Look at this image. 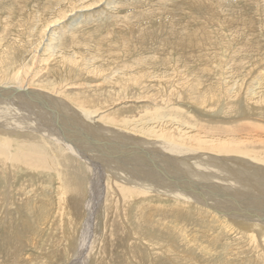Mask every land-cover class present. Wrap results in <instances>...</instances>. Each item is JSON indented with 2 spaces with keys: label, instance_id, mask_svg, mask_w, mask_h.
<instances>
[{
  "label": "rangeland",
  "instance_id": "obj_1",
  "mask_svg": "<svg viewBox=\"0 0 264 264\" xmlns=\"http://www.w3.org/2000/svg\"><path fill=\"white\" fill-rule=\"evenodd\" d=\"M1 86L64 101L125 149L171 143L226 159L246 185L264 176V0H0ZM22 135L0 131V264H264V238L242 222L264 213H224L264 199L232 179L197 182V202L110 176L100 191L84 165L69 177L53 165L64 147L46 139L30 156Z\"/></svg>",
  "mask_w": 264,
  "mask_h": 264
},
{
  "label": "bare ground",
  "instance_id": "obj_2",
  "mask_svg": "<svg viewBox=\"0 0 264 264\" xmlns=\"http://www.w3.org/2000/svg\"><path fill=\"white\" fill-rule=\"evenodd\" d=\"M53 100L54 99H51V97L45 95L43 92L30 89L29 87L17 88L14 86H1L0 131L4 133H22V136L26 137L27 140H31V154L27 152L30 156H41V154L33 152H37L41 147L43 148L42 145L45 143L46 145L51 144L46 139H49L56 145L64 147L65 151L60 153L63 158L60 155H56L54 150L52 160L53 165L58 166V170L62 168L67 176L68 173H81L83 170L80 165H84L90 169L91 173H93L96 179L95 181L98 184V187H100V191L104 189V180L107 178L105 176H110L113 181L122 182L135 189L138 187L141 189L140 191H145L148 194L162 192L186 202H197V199L202 195L201 193L200 196L197 195L199 192L196 191L199 187L197 182L203 181L204 185L207 186L210 185V182L218 180V184L221 185V182H224L226 185L227 182L229 183V180L232 179L236 187L244 188L245 186L246 188L245 191H241V189L238 190L237 196L245 195L249 196V198L258 197L264 199V191L261 192L257 189V185L264 184V176H260L257 180V174H253L256 178H248L250 183L246 185L248 182H246L247 179L243 176H230L226 174L227 170L223 168L226 165V159L209 160V158H207L201 160L200 157L194 159V157L192 158V155L186 156L185 152L183 153L182 150L178 149L179 151H177L176 148L169 147L171 143L168 145L163 142H154L150 145L147 143H144L143 145L141 142L139 144V141L136 143L129 141L131 144H134L136 150L125 149V141H127L128 137L117 133L111 134L112 131H105L99 124L91 125L89 116L83 118L82 113L73 109V107H70L68 104H64V101H60L59 103ZM7 111H9V113ZM80 118L84 121L82 119L80 120ZM37 137L41 140L36 141ZM111 139L114 141L111 144L112 147L121 146L123 149L117 151L110 147L108 142ZM130 139L133 140L134 138ZM123 144H125V146ZM128 145L129 144H127V146ZM5 148L6 146H3L0 141V150ZM115 151L118 153H114ZM10 153H8V156L12 155ZM23 154L24 153H22V155ZM25 160V158H22L20 159V162L18 161L16 163L15 158L11 156V158L9 157V160H6V163H11V161H13L15 165L20 166ZM193 160L196 161L194 162L196 164L190 163ZM6 163L3 168L7 165ZM53 165L52 167H54ZM247 167L248 166H246V169ZM232 170L235 171L237 169ZM239 173H242L241 170ZM260 173L264 172L260 171ZM242 174H245V172ZM224 187L225 186L219 187V189L222 190ZM261 187H264V185ZM230 191L231 193L234 192V194L237 193L233 188L230 189ZM208 192L206 193L209 194ZM220 194H223V192ZM222 196L225 197L226 195ZM238 198L237 202L233 201L236 203L237 206L235 207L238 211L233 212L231 209L234 208L227 207L229 209L225 210L227 212L224 213L228 216H233L235 213L240 214L241 216L249 215V212L245 211L246 207L251 210H260L259 212L264 213V205L261 206L257 203L253 204V202L246 203L244 199ZM239 200L241 203L238 202ZM206 203L203 205L208 206L209 204L207 203L206 205ZM239 203L242 204L243 207L241 205L239 206ZM208 207L211 208L210 206ZM88 209L89 208H87L86 211L87 213ZM220 212L223 213V211ZM89 214L90 215H88L87 218L88 222L85 223V231L82 234V247L83 245H87L85 237L88 234L86 233H88L90 225L92 226L91 217L94 212L89 211ZM257 214L258 213H251V215L254 216V219L249 223L247 221L244 222L243 219L242 222L244 226H248V228L254 232H252V234H256L260 240H263L264 224H262L261 221H264V217H259L260 215ZM259 218L260 220H258Z\"/></svg>",
  "mask_w": 264,
  "mask_h": 264
}]
</instances>
